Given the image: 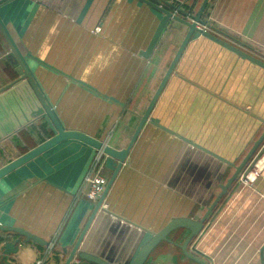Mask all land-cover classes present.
Returning a JSON list of instances; mask_svg holds the SVG:
<instances>
[{
  "label": "crops",
  "instance_id": "0c3cea01",
  "mask_svg": "<svg viewBox=\"0 0 264 264\" xmlns=\"http://www.w3.org/2000/svg\"><path fill=\"white\" fill-rule=\"evenodd\" d=\"M201 2L155 1L184 20L179 10L194 16ZM161 17L139 0H14L0 7V25L63 130L117 151L128 145L187 33L170 20L144 58ZM202 20L213 28L206 32L264 62V0H209ZM9 52L0 34V90L18 78ZM263 131L264 69L194 33L80 250L129 264L171 220L201 219ZM53 135L41 117L2 138L0 168ZM116 166L80 142L58 144L0 179V227L39 237L52 247L46 264H63L93 209L85 177L95 167L108 182ZM187 235L177 230L168 239L181 244ZM18 238L0 230V264H35L47 250L19 242L16 254L5 255L4 244ZM191 244L211 264H261L264 169L251 187L233 182ZM146 264L195 263L161 242Z\"/></svg>",
  "mask_w": 264,
  "mask_h": 264
},
{
  "label": "water",
  "instance_id": "95a60500",
  "mask_svg": "<svg viewBox=\"0 0 264 264\" xmlns=\"http://www.w3.org/2000/svg\"><path fill=\"white\" fill-rule=\"evenodd\" d=\"M14 1V0H0V7L4 6L5 4ZM142 3L147 4L155 11L159 12L162 17L158 22V25L147 45V48L144 52H142V56L144 58H148L163 30L165 29L167 23L170 20H173L182 26L187 28V33L181 42L173 60L171 61L169 67L167 68L155 94L153 95L146 111L144 112L143 116L140 118V122L130 139L128 145L123 150H114L110 148L107 144L103 142H99L83 133H79L76 131H65L60 126L59 122L55 118L52 110L47 106L45 103V100L42 98L35 82L31 78L29 72L27 71L24 63L19 58L17 52L15 51L14 47L12 46L5 30L0 25V34L4 38L5 42L7 43L9 47V54H7L8 59H15V62L13 63V66L15 67L16 74L18 78L11 82L8 86L0 90V140L9 134L15 132L17 129L22 128L23 126L29 124L31 121L36 120L38 118L44 117L48 120L50 125L52 126L54 130V135L44 141L43 143L39 144L35 148L29 150L25 154L19 156L18 158L12 160L2 168H0V179L4 176L10 174L11 172L17 170L21 166L25 165L29 161L33 160L34 158L38 157L39 155L45 153L46 151L52 149L53 147L57 146L58 144L65 142V141H77L80 142L95 151L117 161V166L106 183V186L104 188V191L102 195L100 196L99 200L93 205L92 212L83 227L79 237L77 238L74 246L72 249L67 253L66 260L63 264H71V262L77 258L79 260L92 263V264H111L109 262H106L99 258L98 256L92 255L87 252L81 251L80 247L83 242V239L96 215L98 212L100 205L102 201H104L114 179L115 176L124 163V161L127 158V155L137 138L140 130L142 129L143 125L146 123V121L149 118V115L164 87L166 84L168 78L172 74L183 50L185 49L187 43L189 42L191 36L194 33L200 34L203 37H206L218 45L236 53L240 57L256 64L257 66L264 69V62L261 60H258L256 58L251 57L250 55L224 43L223 41L219 40L215 36L209 34L208 32H203L200 28V26H206L207 29H213L209 24H206L202 20V15L205 11V8L207 6V3L209 0H202L199 10L194 16H188L185 12H182L179 10L181 14H184L187 17V20L179 18L174 13L170 12L169 9H174V6L169 5L167 3H163L164 5L159 6L155 1L159 0H139ZM169 8V9H168ZM260 57H263L258 52ZM15 93L18 94L20 98V102L16 99ZM14 94V95H13ZM21 101L24 107H20ZM264 142V131L261 134V136L258 138V140L253 144L245 158L240 162V164L235 168L234 173L232 176L226 181L224 185H220L219 189L220 192L217 194V196L214 198V200L211 202V204L206 208V211L201 219L195 221L191 220L189 218H179V219H173L171 220L163 229H161L159 232L153 234L143 245L139 247L136 254L134 255L133 259L129 264H146L148 258L150 257L152 251L161 243L165 242L168 244H172L174 247L178 248L182 255L189 261L195 263V264H205V262L196 256L192 255L189 250L188 246L191 243V241L198 236L201 231L203 230L204 223L207 220V218L210 216L212 211L217 206L218 202L221 200V198L226 194L227 190L230 188V186L237 180L238 175L244 170L248 162L253 158L257 150L260 148V146ZM0 230L3 232H9L16 234L19 236L17 240L11 243H6L3 246V251L5 255L9 254H16L17 248L16 245L19 242H22L24 244L26 243H33L41 247L48 248L49 244L45 242L44 240L40 239L39 237L23 230L20 228H13V227H0ZM177 230H185L188 232V235L184 239V241L181 244H174L172 241L168 239V236L177 231ZM65 252V251H64ZM260 262L261 264H264V257L263 252H260L259 254Z\"/></svg>",
  "mask_w": 264,
  "mask_h": 264
},
{
  "label": "built area",
  "instance_id": "2783aa9c",
  "mask_svg": "<svg viewBox=\"0 0 264 264\" xmlns=\"http://www.w3.org/2000/svg\"><path fill=\"white\" fill-rule=\"evenodd\" d=\"M200 28L203 32L206 31V26H201ZM95 30L98 31V29H95ZM262 159H264V156L261 157L256 162L253 169L248 174H245V170L247 168L244 169V171L238 175L236 182H238L242 186L251 187L254 184V182L260 177L264 169L263 167L262 169L257 170L258 164L262 161ZM251 175H253L254 179L251 178ZM84 182L85 184L89 185V191L86 195L87 200L90 203L95 204L99 200L100 196L102 195L107 181L100 175L99 170L95 169L94 167L93 169H91L89 174L85 177ZM106 208H107V205L104 203V201H102L99 210L105 211ZM50 248H52L51 245L48 248H46L47 250L45 251V253L41 255L39 259L35 261V264H46V262L48 261L50 252H51ZM188 249L192 255L203 260L205 264H211L213 262V260L210 257H208L204 252L198 251L196 247H194L193 244H191L188 247Z\"/></svg>",
  "mask_w": 264,
  "mask_h": 264
},
{
  "label": "rangeland",
  "instance_id": "374dc122",
  "mask_svg": "<svg viewBox=\"0 0 264 264\" xmlns=\"http://www.w3.org/2000/svg\"><path fill=\"white\" fill-rule=\"evenodd\" d=\"M263 145V144H262ZM262 145L260 146V148L257 150V152L255 153V155L253 156V158L248 162V164L246 165V167L244 169L245 170V174H248L254 167V165L256 164V162L261 158L263 157L264 155L261 154L262 152H260V149L262 147ZM244 171V170H243ZM242 171V172H243ZM241 172V173H242ZM189 247V246H188Z\"/></svg>",
  "mask_w": 264,
  "mask_h": 264
},
{
  "label": "bare ground",
  "instance_id": "6f19581e",
  "mask_svg": "<svg viewBox=\"0 0 264 264\" xmlns=\"http://www.w3.org/2000/svg\"><path fill=\"white\" fill-rule=\"evenodd\" d=\"M264 167V159L258 164L257 170H260ZM251 178L254 179L253 175H251Z\"/></svg>",
  "mask_w": 264,
  "mask_h": 264
}]
</instances>
